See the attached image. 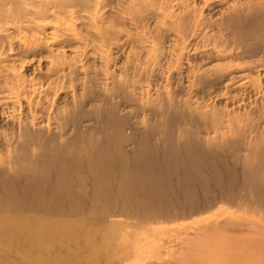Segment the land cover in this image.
<instances>
[{"label":"rangeland","instance_id":"obj_1","mask_svg":"<svg viewBox=\"0 0 264 264\" xmlns=\"http://www.w3.org/2000/svg\"><path fill=\"white\" fill-rule=\"evenodd\" d=\"M63 1L30 0L49 11L31 32H7L12 44L0 58L8 73L44 92L49 68L63 63L61 80L77 97L115 100V88H125L151 149L185 158L160 163L181 168L160 174L157 187L175 200L126 217L116 207L88 212L111 222L97 251L107 264H264V206L252 203L245 152L234 151L264 147V0ZM81 121L85 139L111 133L89 116ZM194 155L203 157L195 172ZM123 239L127 258L116 250Z\"/></svg>","mask_w":264,"mask_h":264},{"label":"bare ground","instance_id":"obj_2","mask_svg":"<svg viewBox=\"0 0 264 264\" xmlns=\"http://www.w3.org/2000/svg\"><path fill=\"white\" fill-rule=\"evenodd\" d=\"M56 1L58 8L65 5ZM48 11L44 3L0 0V57L11 47L10 29L25 27L31 32ZM24 43L34 41L26 37ZM63 66L52 64L47 77L54 79L42 92L11 76L0 58V264H107L110 256L98 252L97 244L106 246L111 222L88 212L116 207L120 215L133 216L141 211L138 208L176 199L157 187L160 174L175 176L181 168H164L160 163L176 159L182 164L183 154L167 151L160 156L151 149L150 129L141 126L136 106L127 103L131 93L125 88H115V100L101 93L91 97L85 91L77 97L61 80ZM53 89L57 94L51 99ZM87 116L100 131L111 133L85 139L81 120ZM165 136L159 141L168 144ZM241 147L234 151L245 152L240 158L243 177L249 190L257 193L252 203L264 206V147ZM191 157L187 163L194 171L193 163L199 164L203 157ZM116 250L127 258V240H121Z\"/></svg>","mask_w":264,"mask_h":264}]
</instances>
